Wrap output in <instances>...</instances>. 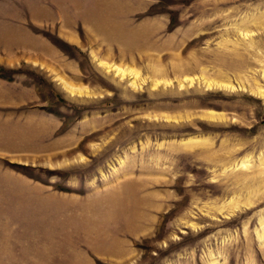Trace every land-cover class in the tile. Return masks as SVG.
Instances as JSON below:
<instances>
[{
  "label": "rangeland",
  "instance_id": "1",
  "mask_svg": "<svg viewBox=\"0 0 264 264\" xmlns=\"http://www.w3.org/2000/svg\"><path fill=\"white\" fill-rule=\"evenodd\" d=\"M145 1L130 23L105 24L152 31L139 45L92 30L74 44L69 30L32 28L58 42L57 52L46 46L54 58L0 64L1 78L37 88L67 136L48 159L0 157V264H71L52 236L11 218L20 204L39 216L46 199L61 209L117 197L145 221L121 264H264V0Z\"/></svg>",
  "mask_w": 264,
  "mask_h": 264
},
{
  "label": "crops",
  "instance_id": "2",
  "mask_svg": "<svg viewBox=\"0 0 264 264\" xmlns=\"http://www.w3.org/2000/svg\"><path fill=\"white\" fill-rule=\"evenodd\" d=\"M146 10L145 0H18L8 5L0 0V64L12 67L30 60L48 61L43 53L46 46L57 52L47 38L34 33L32 28L69 30L74 34V44L80 41L79 30L107 29L116 34L125 33L127 40L143 38L134 37L133 32H125L115 23L105 24L114 15L118 19L123 16L130 23ZM62 124L57 115L44 109L33 84L22 78L7 80L0 77V157L48 159L50 155L64 152L67 136L61 132ZM117 198L112 202L102 198L73 199L68 203L61 202L64 206L61 209L48 208V204L59 206V203L46 199L47 205L40 201V205H44L39 209L41 215H33L28 204H20L11 218L16 216L19 227L28 233L35 228L52 236L51 244L57 243L71 264H96V261L121 264L130 252L131 239L143 234L145 221L138 222L137 215L129 213L130 201ZM76 205L84 208L81 214L76 213L70 218L51 220L47 219V213V217L44 214L50 210L59 215ZM54 239L58 240L55 242Z\"/></svg>",
  "mask_w": 264,
  "mask_h": 264
},
{
  "label": "bare ground",
  "instance_id": "3",
  "mask_svg": "<svg viewBox=\"0 0 264 264\" xmlns=\"http://www.w3.org/2000/svg\"><path fill=\"white\" fill-rule=\"evenodd\" d=\"M146 27V26H145ZM144 27V28H145ZM149 28V27H148ZM157 29V28H156ZM147 30V29H146ZM149 30V29H148ZM147 30V31H148ZM93 32H95L97 35L98 34H101V33H103V34H105V36H107L108 37V34H109V38H111V39H114V40H118V39H123V38H127V35L124 33V34H120V33H118V34H116L117 32H115L114 33V31H108L107 29H93L92 30ZM137 31V30H136ZM145 31L144 32V34H143V36L145 37V39H146V37L147 36H149V35H151V34H148L150 31ZM109 32H111V33H109ZM152 32V31H151ZM150 32V33H151ZM92 34V33H91ZM132 36V35H131ZM150 37V36H149ZM140 38H142V37H140ZM149 39H151V38H149ZM127 40V39H126ZM136 40V39H135ZM132 40H127V42L126 43H124V44H122V43H120V44H122V46H126V48H130V47H134L135 45H139L138 43H136L134 40L131 42ZM121 42V41H120ZM116 43V42H115ZM151 44V43H150ZM112 45V44H111ZM43 48V47H42ZM122 48V47H121ZM43 51H44V54H46L45 56H48V58L49 57H52V58H54V55L52 54V51L49 49V48H43ZM109 67V66H108ZM114 67V66H113ZM109 69H111V68H109ZM158 69V68H157ZM156 68L155 69H153L152 70V73L153 74H157L158 72H160V71H158ZM114 72H115V74H118V75H123V71H121L118 67H114ZM121 75V76H122ZM156 76H158V75H156ZM220 86V85H219ZM64 87L66 88V90H68V92H69V94L70 95H77V96H80L81 95V93L79 92V91H76L69 83H66V82H64ZM221 87V86H220ZM219 87V88H220ZM260 96V95H259ZM59 144V143H58ZM57 144V145H58ZM62 144H64L65 145V143H62ZM60 145V144H59ZM58 145V146H59ZM57 146V147H58ZM108 200V199H107ZM110 200V199H109Z\"/></svg>",
  "mask_w": 264,
  "mask_h": 264
},
{
  "label": "trees",
  "instance_id": "4",
  "mask_svg": "<svg viewBox=\"0 0 264 264\" xmlns=\"http://www.w3.org/2000/svg\"><path fill=\"white\" fill-rule=\"evenodd\" d=\"M50 41H51V43H53L55 46H57V47L61 48V47L59 46V44H58V42H57V41H52V40H50Z\"/></svg>",
  "mask_w": 264,
  "mask_h": 264
}]
</instances>
